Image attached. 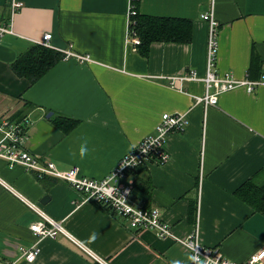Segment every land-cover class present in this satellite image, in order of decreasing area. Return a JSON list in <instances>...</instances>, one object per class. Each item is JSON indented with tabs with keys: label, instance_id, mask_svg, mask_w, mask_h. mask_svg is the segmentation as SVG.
Returning a JSON list of instances; mask_svg holds the SVG:
<instances>
[{
	"label": "crops",
	"instance_id": "1",
	"mask_svg": "<svg viewBox=\"0 0 264 264\" xmlns=\"http://www.w3.org/2000/svg\"><path fill=\"white\" fill-rule=\"evenodd\" d=\"M13 1L0 0L2 22H10ZM16 1L23 6L13 16L14 32L0 41V118L29 120L26 149L62 171L76 167L101 179L156 133L164 113H185L186 129L166 143L170 159L121 180L133 184L130 203L159 210L176 236L199 226L202 243L230 260L243 262L262 249L264 214L235 192L250 180L264 182V86L225 92L217 105L205 106L195 100L205 94L204 81H184L180 90L169 78L191 70L206 75L209 23L201 15L211 8L219 21L218 73L259 78L264 0ZM130 6L135 15L191 20V40L154 41L142 53L131 42ZM47 33L62 58L31 83L12 64ZM66 50L93 61L65 59ZM83 198L66 181L0 158V264H192L190 249L174 238L134 229L126 217ZM43 214L62 226L56 237L38 239L32 231ZM37 245L35 261L21 256Z\"/></svg>",
	"mask_w": 264,
	"mask_h": 264
},
{
	"label": "built area",
	"instance_id": "2",
	"mask_svg": "<svg viewBox=\"0 0 264 264\" xmlns=\"http://www.w3.org/2000/svg\"><path fill=\"white\" fill-rule=\"evenodd\" d=\"M23 6L22 2L13 1L11 4L10 22H2L0 18V41L9 33H13V16ZM213 7V3L212 6ZM136 14V9L130 6L129 18ZM201 18L209 23L208 36V61L207 73L200 77L197 71L191 70L183 75L169 78L171 87L183 90L184 81H204L206 86L205 94L195 96L196 103H203L205 106L217 105L220 95L225 92L244 88L247 92L253 93L259 87L264 86V72L259 78H238L233 73L221 74L216 70V59L218 49L219 21L215 18L213 9L202 13ZM131 42L138 46L141 44L136 31L130 29ZM51 33L44 35L37 43L46 47H52L50 41ZM65 59L76 57L80 62H92L89 54L74 53L71 50L62 51ZM188 120L185 113H164L156 127V133L144 138L134 149L129 151L115 165L112 171L104 178L96 179L84 176L78 168L62 171L52 161H41L25 147L28 138L29 120L13 121L8 118H0V158L7 161L9 167L21 165L30 172L39 176L50 175L68 182L74 189L84 194L83 202L94 201L103 203L115 213L126 217L129 225L137 230H153L161 238H174L176 241L188 247L192 256L198 255L199 260L205 264H264V247L252 253L245 261L236 262L222 254L217 247H208L202 243L199 236V226L194 232L186 237H179L174 234L172 225L162 219L157 209L135 208L130 203L133 193L132 183H123L122 179L127 178L132 171L140 166L152 162L166 163L170 159V153L166 143L174 132H182L186 129ZM152 145H148L149 142ZM44 217L34 224L31 229L38 239L45 237H56L62 226L57 221L43 214ZM198 251V253L196 252ZM41 249L39 246L30 249H22V257L33 262L37 259Z\"/></svg>",
	"mask_w": 264,
	"mask_h": 264
},
{
	"label": "trees",
	"instance_id": "3",
	"mask_svg": "<svg viewBox=\"0 0 264 264\" xmlns=\"http://www.w3.org/2000/svg\"><path fill=\"white\" fill-rule=\"evenodd\" d=\"M132 18L131 26L141 39L139 47L144 54L148 52L150 44L154 41L188 42L192 38L193 24L191 20L155 17L140 13ZM61 58L60 52L35 43L32 48L17 57L12 68L19 77L35 83ZM77 124L78 121L74 122L72 127ZM142 167L144 166H140L139 169ZM136 171H132L130 175ZM235 193L240 200L264 214V182L257 183L256 180H250L239 187ZM195 211L196 207L192 206L191 217L194 216Z\"/></svg>",
	"mask_w": 264,
	"mask_h": 264
},
{
	"label": "clouds",
	"instance_id": "4",
	"mask_svg": "<svg viewBox=\"0 0 264 264\" xmlns=\"http://www.w3.org/2000/svg\"><path fill=\"white\" fill-rule=\"evenodd\" d=\"M148 145H152V142L150 141ZM86 155H87V146H86V142H85V144L81 145L80 157L83 159ZM196 252L198 253L197 250H196ZM190 260L192 261V264H205L204 261L199 260L198 255H194V256L190 257ZM172 264H180V262L179 261H173Z\"/></svg>",
	"mask_w": 264,
	"mask_h": 264
},
{
	"label": "water",
	"instance_id": "5",
	"mask_svg": "<svg viewBox=\"0 0 264 264\" xmlns=\"http://www.w3.org/2000/svg\"><path fill=\"white\" fill-rule=\"evenodd\" d=\"M50 115H51V113H50ZM50 115H49V116H50ZM49 198H50V197H49L48 195L45 196L44 199H43V202L46 203V201H47Z\"/></svg>",
	"mask_w": 264,
	"mask_h": 264
}]
</instances>
